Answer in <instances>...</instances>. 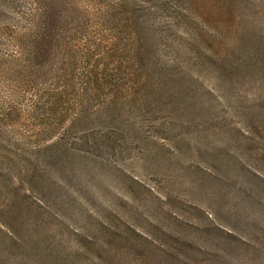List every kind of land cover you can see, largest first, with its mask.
<instances>
[{"label": "rangeland", "instance_id": "374dc122", "mask_svg": "<svg viewBox=\"0 0 264 264\" xmlns=\"http://www.w3.org/2000/svg\"><path fill=\"white\" fill-rule=\"evenodd\" d=\"M0 264H264V0H0Z\"/></svg>", "mask_w": 264, "mask_h": 264}]
</instances>
